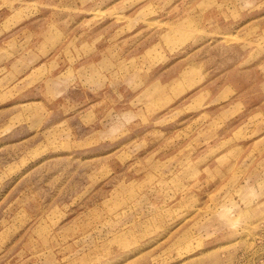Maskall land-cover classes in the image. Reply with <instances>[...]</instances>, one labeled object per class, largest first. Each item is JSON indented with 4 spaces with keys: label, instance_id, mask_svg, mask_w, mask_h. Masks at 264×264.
<instances>
[{
    "label": "rangeland",
    "instance_id": "374dc122",
    "mask_svg": "<svg viewBox=\"0 0 264 264\" xmlns=\"http://www.w3.org/2000/svg\"><path fill=\"white\" fill-rule=\"evenodd\" d=\"M0 264H264V0H0Z\"/></svg>",
    "mask_w": 264,
    "mask_h": 264
}]
</instances>
